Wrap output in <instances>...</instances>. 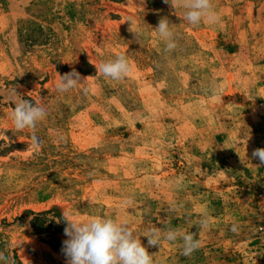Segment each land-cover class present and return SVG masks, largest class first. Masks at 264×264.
<instances>
[{"label": "rangeland", "instance_id": "obj_1", "mask_svg": "<svg viewBox=\"0 0 264 264\" xmlns=\"http://www.w3.org/2000/svg\"><path fill=\"white\" fill-rule=\"evenodd\" d=\"M212 5L219 23L193 26L163 0H0V252L9 264H66L63 211L141 233L165 223L196 232L207 213L191 256L180 240L158 248L142 236L155 264H264V165L252 157L264 148V0ZM165 17L171 52L153 30ZM121 54L127 77L97 72ZM72 68L89 78L58 92L56 73ZM20 99L46 107L39 148L10 119Z\"/></svg>", "mask_w": 264, "mask_h": 264}, {"label": "clouds", "instance_id": "obj_2", "mask_svg": "<svg viewBox=\"0 0 264 264\" xmlns=\"http://www.w3.org/2000/svg\"><path fill=\"white\" fill-rule=\"evenodd\" d=\"M163 2L174 9L178 7L185 9L183 18L190 25L198 26L201 21L211 25L220 21L219 15L213 8L212 0H163ZM127 21L131 22L129 31L134 33L137 39L140 33L134 30L132 20ZM153 30L164 42L165 52L176 49L175 34L171 30L168 18H161ZM95 67L98 73L115 81L123 80L131 71L129 61L123 54L116 56L115 59L100 62ZM56 74L59 80L55 88L60 93L76 88L89 78H82L75 68L63 75ZM83 91L86 94L88 89L84 88ZM14 103L15 106L10 113L14 128L17 131L31 130V144L34 148H39L41 142L35 134V128L37 123L48 115L46 107L28 99H20ZM252 157L258 159L260 165H264V148L255 149ZM124 203L130 208L134 207V201L131 198L126 199ZM172 210H175L174 205ZM62 218L66 225L64 235L67 239L63 241L61 251L65 256L66 264H155L154 255L150 254L148 248L141 242L142 236L147 238L148 246L158 248L165 240L170 243L180 240L181 254L186 257L191 256L201 244L196 238L198 232L207 228L211 221V217L205 213L194 225L196 232L187 233L179 228H169L165 223L163 227L154 225L141 233L129 222L117 221L109 216H91L81 221L75 218L72 212L63 211ZM231 231L237 232L238 225L233 224ZM0 264H9V258L3 252H0Z\"/></svg>", "mask_w": 264, "mask_h": 264}]
</instances>
